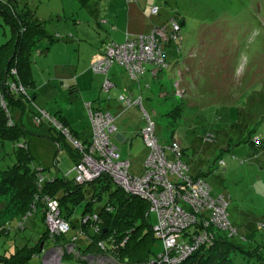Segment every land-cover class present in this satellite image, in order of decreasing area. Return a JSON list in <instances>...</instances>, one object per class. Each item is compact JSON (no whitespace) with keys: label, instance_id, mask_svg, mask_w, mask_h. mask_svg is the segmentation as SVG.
Segmentation results:
<instances>
[{"label":"rangeland","instance_id":"rangeland-1","mask_svg":"<svg viewBox=\"0 0 264 264\" xmlns=\"http://www.w3.org/2000/svg\"><path fill=\"white\" fill-rule=\"evenodd\" d=\"M16 1L19 6H26L42 20L47 35H58L59 39L49 48L50 52H45L48 47L46 41L36 43L31 56L35 98H28L27 109L20 123L19 111H14L13 117L26 132L21 142L28 144L32 156L31 166L42 171L45 181L64 179L65 183L73 185V161L66 147L68 143H62L57 131L53 129L54 132L48 123L36 126L32 122L31 112L46 111L57 117L62 109L63 114L69 112L73 121L87 119L84 103L80 104L83 111L77 109L79 100L68 86L75 66L85 64L100 48L89 36L83 39L78 34L80 28L77 20H81V27L86 29L84 19H92L90 4L85 6L79 0ZM147 1L152 3H145L141 7V10L145 7L146 17L149 16L151 6L159 10L156 17H151L155 27L169 22L177 23L172 19L183 21L180 51L177 52L175 46L167 49L166 59L174 56L184 60L193 51V63L203 64V74L196 75V83L192 84L191 92L196 106H190L188 99L176 93L174 95L173 86L179 80L177 71L170 69L164 72L166 79L163 84L171 97L167 104L182 106V113L173 125L176 129L173 136L168 129L171 128L170 119L165 116L171 107L167 109L168 105L155 103L150 106L146 102L142 103L143 109L155 124L158 142L167 145L176 139L183 149V162L188 164L190 173L204 175L212 196H223L226 200L228 220L237 230L238 238L252 235L250 240L253 246L264 247V233L260 229L264 224V0ZM116 5V2L108 0L101 2L104 10H112ZM146 8H149V12ZM10 37L11 28L0 16V47ZM103 81L97 85V89L101 90ZM140 83L143 86L146 84L142 80ZM118 86L111 88L108 93L99 91L98 101L102 107L108 99L118 98ZM179 91L182 94L183 90ZM21 95L26 96L23 93ZM68 107L72 108L67 110ZM115 113L112 110L111 115L114 117ZM126 117L128 115L114 124ZM206 137L211 140L213 137L214 141H205ZM259 137L262 146L253 144L254 147H250L248 143H256ZM57 142L60 143L61 151ZM13 151L11 142H5L3 147L0 144V171L14 163ZM125 151L127 148L122 149L123 154ZM138 173L139 170L134 171V174ZM63 195L64 189L60 187L56 197L61 199ZM7 201V198L0 199V208L5 207ZM105 203L107 197L103 195L102 202L95 203L93 208L99 210ZM41 209L45 218L44 206ZM83 209L84 203L77 207L70 220L75 223L80 221ZM10 217L7 216L4 221L10 220ZM27 217H31V214L25 215L21 222H11L9 229L13 230L6 231L10 232L8 237L0 236V256L10 258L17 248L27 244L35 248L45 227L48 232L45 221L42 222L39 215H33L25 221ZM149 221L153 226L156 224L153 213ZM52 246V242H46L42 251L31 257L27 264H44L43 257ZM253 246L247 247V250H252ZM161 252L160 241H154L150 253L159 255ZM231 264L253 263L246 255L238 253L231 257Z\"/></svg>","mask_w":264,"mask_h":264},{"label":"built area","instance_id":"built-area-1","mask_svg":"<svg viewBox=\"0 0 264 264\" xmlns=\"http://www.w3.org/2000/svg\"><path fill=\"white\" fill-rule=\"evenodd\" d=\"M134 1V0H127ZM150 15H158V8L152 7ZM169 32L163 28H155L145 36H138L123 43H108L102 48L91 66L96 74L107 75L113 66L124 69L131 80L136 81L146 66L152 68L154 76L159 71L168 68L164 59L163 43L168 39H181L177 35L180 30L178 23L169 24ZM12 74H16L13 69ZM180 81L174 84L177 96ZM112 83L105 79L103 92H109ZM9 92L28 94L21 85H8ZM124 110L138 107L144 120L140 137L148 151L143 164V173L135 176L130 173V164L122 160L119 151L112 142L111 136L116 133L115 119L109 113L86 105V113L91 125L92 136L88 143H80L70 131L48 114L41 112V117H34L35 123L41 118L59 131L58 133L69 141L80 153V161L74 165V182L77 185L90 184L101 176H107L111 182L126 194L144 200L148 204V215L156 216V224L152 232L162 245V252L152 256L140 264H182L199 249L211 246L218 232L232 237L236 231L229 223L227 204L221 196L211 195V189L202 178H193L190 169L183 162V152L180 143L173 139L167 145H160L155 133V125L149 114L143 109L141 97L130 100L123 96L118 98ZM0 107L7 113L6 105L0 91ZM8 124L12 126L9 119ZM212 138V137H211ZM205 141H212L205 138ZM36 183L42 189L45 180L38 173ZM37 200V198L35 199ZM45 223L48 235L52 239L68 235L71 225L63 219L59 203L56 199L43 197ZM35 210L36 203L32 204ZM88 227V232L86 229ZM72 239L61 244H53L43 257L44 264H131L119 261L113 252L116 247L112 237L93 242L91 234H99L100 221L97 214H84L76 224ZM264 231V225H262ZM0 229V236L2 235ZM126 240L120 244L124 245ZM93 246L94 252L88 251Z\"/></svg>","mask_w":264,"mask_h":264},{"label":"trees","instance_id":"trees-1","mask_svg":"<svg viewBox=\"0 0 264 264\" xmlns=\"http://www.w3.org/2000/svg\"><path fill=\"white\" fill-rule=\"evenodd\" d=\"M79 2L84 5L88 2V0H79ZM16 4V0H9L8 2L0 0V16L11 28V37L0 47V91L3 94L7 113L9 115L8 117L6 112L0 107V144L3 147L5 142H11L14 147V163L6 170L0 171V199H8L6 206L0 208V229L2 230V236L8 237L10 232L13 230L9 229L11 222L15 220L21 222L23 217L28 213L31 214V217H27L25 221H27L29 218H32L33 215H39L42 219V222H44L45 218L41 209L44 204L41 202V199L43 197H49L58 201L61 216L70 223L71 229H73V231L78 229L76 228V224L78 222H72L70 219L78 206L84 203L82 215L97 214L100 221V232L99 234L90 233L89 236L93 242L98 240H106L109 237H112V239L116 241V247L119 245L118 249H115L113 252V255L119 261L131 264H140L148 261L152 256H155L150 253V247L154 241L157 240L155 239L152 232L153 225H151L149 221L150 215H148V204L144 200L126 194L121 189L117 188L105 175L86 185H77L74 181L73 185H69L68 183H65L64 179L63 181L59 179L45 181L42 189H38L36 175L38 173L42 175V171L31 166L32 156L30 154L28 144L26 142H21V140L25 139L26 132L23 126L21 127L17 122H15L13 112H20V123L21 118L27 109L26 103L29 101L28 98L31 96L32 99L35 98V83L31 68V56L34 52L36 43L40 41H46L48 43V47H50L57 41V38L55 36L53 37L47 35L43 26V22L35 18V13L30 11L26 6L18 10V6ZM172 20L177 21L179 25L180 30L177 32V35L180 36L181 39L176 41L168 39L164 41V59L166 65L168 66V68L165 70H169L170 68V65L166 61L167 47L173 45L177 48L178 52L180 51L182 42L180 31L183 21L180 22L175 19ZM169 23L161 27H154L153 29L163 28L168 33L170 30ZM132 39L133 38H127V40ZM197 66L199 67V69H196L198 74H203V64L200 63V65ZM13 69L16 71L15 75L11 73ZM142 74L137 77L135 82L138 81ZM178 77V81L181 82L182 80L180 78V73H178ZM10 84L21 85L25 91H27L26 93L29 95V97L25 98V96H22L20 93L9 92L8 85ZM180 85L181 84L179 83V87ZM70 91L72 92L73 89H70ZM183 95L179 97L182 98ZM88 104L94 108L92 104ZM41 112L48 114L46 111L40 110L31 112L32 122L36 126H41L44 123H48L50 128L53 130L54 128L44 118H41L39 123H35L34 117L40 118ZM181 113L182 106L179 104L176 109L168 112L165 115L168 119H170L169 124L171 123V128L168 129H170L172 132L171 136H173V133L176 132V129L173 127V125L177 119H179V115ZM48 115L51 118L57 120L62 125V127L70 131V129L62 122L59 116L53 117L50 114ZM9 119L12 122V126L8 124ZM172 128H174V130ZM56 133L58 134L62 143L65 145L66 142L68 143V145H66L68 149L73 148L71 149L73 150L71 151V156L74 165L77 164L81 158L80 153L69 141L65 140V138L62 137L58 132ZM70 133L74 137L71 131ZM213 141L214 138L212 137V142ZM261 141L262 140L259 137L256 143L252 142L248 144L252 148L254 147L253 144L259 145L258 147H261ZM57 145L60 146V143L57 142ZM220 162L223 164V161ZM210 172L212 171L210 170ZM191 175L193 178H202L205 180L204 175L202 174ZM60 187H63L64 195L61 199H58L56 197V193ZM103 195L107 197V203H105L101 209L95 210L93 208L94 204L97 202H102ZM221 197L224 199L223 196ZM36 198L37 200H35ZM224 201L226 202L225 199ZM33 203H36V210L34 211H32L31 207ZM64 211L65 215H63ZM9 215H11L9 218L10 220L4 221V219ZM44 229L45 231L38 237L39 240L37 241L35 248L33 246H28V244L27 246L17 248L16 253L10 258L0 256V264H27L31 257L42 251L46 242L50 241L52 243L54 242L53 244H61L70 241L74 235V232L70 231L68 235H65L64 237H55V239L52 241L46 232V227ZM260 229L261 232L264 233L262 226ZM9 230L10 232L7 233L6 231ZM235 231L236 233L232 237L218 232L211 246L202 247L182 264H231V257L238 253L246 255L249 260H252L253 264H264V247L253 246L250 240L252 235L247 238H238L237 230L235 229ZM86 232H88V227ZM0 239L2 238L0 237ZM124 240H126V242L122 247H120V244L123 243ZM248 242L249 244H247ZM41 244L42 248H40ZM249 246H253L252 250H247V247ZM88 251L94 252L95 248L91 246Z\"/></svg>","mask_w":264,"mask_h":264},{"label":"crops","instance_id":"crops-1","mask_svg":"<svg viewBox=\"0 0 264 264\" xmlns=\"http://www.w3.org/2000/svg\"><path fill=\"white\" fill-rule=\"evenodd\" d=\"M102 1L106 0H88V2L84 4L85 6L90 4V13L92 16V19H84V22L86 23V29L81 27V20H77L80 28L78 31V34L80 33V37L85 39L87 36H89V39H93L100 45V48L91 55L85 64L82 66L77 64L75 66L72 76L70 77L71 84L69 83L68 87L73 89L72 92H75V97L79 100L77 109L81 108L80 104L82 103H84V109L85 105L90 103L94 108L109 112L110 114H112V110H114L116 112V115L114 116L115 123L118 119L128 115L129 118L126 117L120 123L115 124L116 133L112 135V142L115 144L117 149L121 146L120 149H118L119 155L122 160L129 162L130 173L135 176H140L143 173V164L148 154V151L140 137V131L144 127V120L138 107H131L124 110L121 104H119L118 98L123 96L130 100H135L136 98L141 97V104L146 102L150 106H154L155 103L162 104V106L168 105L167 102L171 97L166 93L167 89L163 84L164 80L166 79L164 72L168 70L162 72L159 71L155 76H152V68L146 66L145 72L139 77L137 82L132 81L128 73L124 69L117 66L111 67L107 75L96 74L91 71V66L95 58L101 55V48L103 45L111 42L123 43L127 38L148 35L156 26L154 24V19H151V17L156 16H152L149 13L150 18L149 16L146 17L144 14L146 13L145 7L143 10H141L142 5L145 3H152V1L134 0L129 2L127 0H108L109 2L117 3V5L112 10L109 8L104 10L101 7ZM16 5L18 6V10L23 8V6H19L18 3ZM152 7L156 6H151V8ZM146 10L149 12V8H146ZM35 18L39 19L36 15ZM55 37L58 41L59 36L57 35ZM50 47H46L45 52L48 51ZM172 48H174L173 45L167 47V49ZM50 51L51 50H49V52ZM181 60L182 59H179V57L177 58L174 56H169V58L166 59L167 63L170 65L169 70L172 69L173 71H177V74H181L182 81L180 82V87L184 91L183 98L188 99L190 106H196L195 97L191 91H193V82L196 83V75H199L198 71L195 72V69H199L197 65H200V62L193 63V51H190L187 59ZM70 66L73 67V65ZM61 68L64 70V67ZM90 71L93 73V75L90 73ZM105 79L112 83V89L115 88L116 85H119L118 87L120 93L118 98L114 97V99H108L105 103V106L102 107L101 102L98 101L100 100L98 99V96L101 90L103 91L102 87ZM102 80L104 81L101 84V90L100 88L97 89V85L99 86ZM140 80L146 84L143 86L140 83ZM177 106L178 105H174L172 103L169 104L167 109H170L169 107H171V110L168 112L173 111ZM70 108L68 107L67 110H70ZM62 111L63 110L60 109L58 116L73 133L74 138L80 143H88L92 136V129L88 117L87 119L85 118L86 120L73 121L69 112H67V114H63L64 112ZM167 113H165V115ZM58 147L61 151V146ZM124 148H127L125 154L122 152V149ZM71 149L73 148H69L70 152L73 151ZM73 166L74 162L72 169ZM135 170H139V173L134 174Z\"/></svg>","mask_w":264,"mask_h":264},{"label":"water","instance_id":"water-1","mask_svg":"<svg viewBox=\"0 0 264 264\" xmlns=\"http://www.w3.org/2000/svg\"><path fill=\"white\" fill-rule=\"evenodd\" d=\"M40 248H42V244L40 245Z\"/></svg>","mask_w":264,"mask_h":264}]
</instances>
